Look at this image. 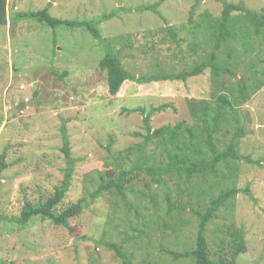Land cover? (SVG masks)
<instances>
[{"label":"rangeland","instance_id":"1","mask_svg":"<svg viewBox=\"0 0 264 264\" xmlns=\"http://www.w3.org/2000/svg\"><path fill=\"white\" fill-rule=\"evenodd\" d=\"M264 16V0H224ZM160 2L158 14L138 11ZM9 16L48 8L58 19L91 22L102 44L86 28H49L28 20H8L0 26V264H122L104 242L117 243L133 264H191L173 260L161 248L183 252L196 243L202 210L221 192L249 188L219 209L208 225L211 254L220 264H264V87L236 110L237 121L217 136L225 150L235 130L246 131L236 151L258 164L240 160L226 163L207 178L172 173L157 184L149 169L167 165L163 145L155 141L143 152L142 171L124 181L129 208L115 191L92 199L102 181H115L136 166L145 134L143 116L126 109L169 105L150 119L152 130L180 121L195 125L190 101L212 100L218 88H233L245 79H262L264 31L257 34L245 13L233 12L232 38L218 50L220 67L229 70L216 86L211 69L187 81L149 84L126 81L111 96L107 73L100 61L107 51L118 55L131 76L179 73L207 59L214 40L206 20L221 19L219 0H6ZM172 29L178 42L172 39ZM264 30V29H263ZM196 44L198 49L191 50ZM231 73L236 75L232 77ZM220 91V92H221ZM31 102L9 117L13 107ZM62 126L66 128L71 157L76 160L71 186L56 209L61 214L79 200L82 213L69 227L33 217L26 226L9 220L20 217L27 203L45 201L64 178L67 166ZM186 134L182 140L189 141ZM183 142V141H182ZM183 146V145H181ZM169 145L168 148H172ZM145 159H148L146 162ZM225 175V176H223ZM168 198L174 205L168 215ZM3 219V220H1ZM8 221V222H7ZM240 231L231 240L230 228ZM213 258V257H212Z\"/></svg>","mask_w":264,"mask_h":264},{"label":"trees","instance_id":"2","mask_svg":"<svg viewBox=\"0 0 264 264\" xmlns=\"http://www.w3.org/2000/svg\"><path fill=\"white\" fill-rule=\"evenodd\" d=\"M219 1H221L224 6L221 19H213L212 21L206 20L208 30L211 29L212 31L211 39L212 41L214 40L213 50L208 55L207 59L198 61V64L183 72L166 73L161 67L158 73L143 75L136 78L131 76L124 68L118 55L107 51L105 57L100 61V68L107 73L110 95H117L126 81L138 82L140 84H149L160 81L185 82L189 78H195L202 75L207 69H211L212 71V79L215 86L220 83V80H218L219 76L221 74L228 73L229 70H225L220 67V64L218 63L219 55L217 52L223 41H227L232 38L230 26L232 13H245L248 25L252 26L257 34H261L264 31V16L245 9L243 6L228 4L224 0ZM159 5L160 2L140 7L138 11H150L158 14L157 8ZM11 19L14 21L31 19L37 21L38 23L45 24L52 29H56L58 27H68L70 29L86 28L95 39L98 41L100 40V43L103 44L105 42V40L101 39L99 32L95 29L96 26L91 22L61 20L53 17L49 13L48 8L36 12L15 13L10 17L6 0H0V26H5L8 20ZM168 30L172 35V39L175 42H178L176 33L172 29ZM194 49H198L196 44L192 45L191 50ZM231 75L232 77L236 76L233 73H231ZM262 76L264 77V70L262 71ZM235 85L237 86L235 89L227 88L224 89L225 92L218 88L217 93L213 94L211 101L199 100L189 102L190 113L195 121V125H197L199 129H197L194 125H188L186 121H180L175 126L167 125L152 130L150 125L151 117L155 113L168 108L169 105L152 107L148 112L144 108L126 109L125 112L128 114L139 113L143 116V124L146 132L145 134H136V136L141 137L143 140L141 146L138 148L139 154L136 166L131 171L121 172L120 176L115 181H111L109 183L107 181H102L97 191L91 195V198L95 199L105 193L115 191L125 205L132 208V205L128 202L123 184L124 181L127 180L125 178L129 179L133 175V170H143L142 162H144V160H142V154L147 149L149 144L155 141V139L160 141L163 145V154H165L168 159L166 167L149 169L150 172L155 173L158 176V179L156 180L157 184H162L163 175L167 176L172 173L181 175V173L184 172L187 180H190L194 176L203 178H207L210 175L214 176L217 174L219 166L223 163H226L227 168L230 170L232 169L231 174L235 175L236 169H233V166L229 165L231 161L236 162L243 160L250 164H258V162L253 161L251 157H240L239 153L236 151L238 142L246 134L243 125L239 126L235 130L232 139L225 150L220 149L218 144L219 141L216 142L217 136L223 128L229 125L232 122L231 120L237 121L235 114L236 110L245 104L258 90L264 87V80L254 79V81L248 85L245 79H241V81H235ZM62 132L64 133V146L62 151L64 152L65 159L68 164L64 169V178L61 184L55 187L53 194L45 201L34 205L27 203L22 209L20 217L14 220H9V222L7 221L8 223L13 222L16 225L26 226L33 217L38 216L51 220L56 225L69 227L70 220L75 219L82 213L85 206L84 200H79L63 209V212L60 215L56 212L57 207L69 191L71 180L75 171L74 164L76 163V160L71 157L66 128L63 126ZM186 134H188L190 138L188 142H186V140H182V138L186 137ZM169 145H172L173 147L168 148ZM145 160L146 162H149L147 161L148 159ZM6 167L5 156L3 154L0 156V173L3 172ZM240 193L250 196L249 188L241 190L234 187L230 190L221 192L218 197L212 198L210 203L202 210L192 209V213L199 220L195 246L191 250L183 252H176L162 247V252L175 261L184 259L190 260L192 262L191 264H220L217 259L219 252L211 254L208 250L209 244L206 238L208 225L210 224L211 219L216 216L219 209ZM173 210L174 205L168 198V215H172ZM230 230L229 236L231 237V240H234V238L239 235L240 231L233 227L230 228ZM103 246L110 251H114L115 255L121 259L122 264H133L132 257L123 251L124 249L121 245L117 243L104 242ZM234 262L235 258L232 263L222 264H235Z\"/></svg>","mask_w":264,"mask_h":264},{"label":"water","instance_id":"3","mask_svg":"<svg viewBox=\"0 0 264 264\" xmlns=\"http://www.w3.org/2000/svg\"><path fill=\"white\" fill-rule=\"evenodd\" d=\"M31 104H32L31 102H27V103H21L16 108L13 107L12 111L9 113V117H11L15 113H18L20 110H22L23 108H25L26 105H31Z\"/></svg>","mask_w":264,"mask_h":264}]
</instances>
